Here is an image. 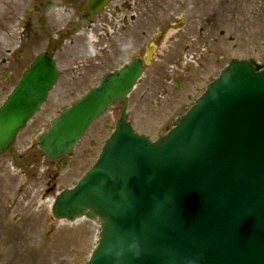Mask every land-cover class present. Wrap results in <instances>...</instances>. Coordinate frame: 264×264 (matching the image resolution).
<instances>
[{
  "label": "water",
  "instance_id": "95a60500",
  "mask_svg": "<svg viewBox=\"0 0 264 264\" xmlns=\"http://www.w3.org/2000/svg\"><path fill=\"white\" fill-rule=\"evenodd\" d=\"M106 0H103V4ZM91 0L88 12H99ZM151 51L145 57L149 62ZM233 60L165 136L137 134L124 113L93 167L53 203L56 218L101 225L86 264H264V69ZM143 72L140 58L64 108L39 137L71 151ZM59 72L41 54L0 106V154L40 111Z\"/></svg>",
  "mask_w": 264,
  "mask_h": 264
},
{
  "label": "rangeland",
  "instance_id": "374dc122",
  "mask_svg": "<svg viewBox=\"0 0 264 264\" xmlns=\"http://www.w3.org/2000/svg\"><path fill=\"white\" fill-rule=\"evenodd\" d=\"M217 1L208 9L189 10L188 17L203 16L204 26V20H214L216 13L221 18L218 24V52L211 42H206L209 44L207 52H210H206L204 60L199 62L200 54L196 47L200 38L199 27L192 25L189 28L186 42L179 34V25L186 21L182 0H154V26L151 30L155 29V33L167 32L163 33L159 42H155L153 36H139V48H135L137 45L134 44L129 50L131 53L119 61L126 62L135 54L143 55L147 44H155L152 64L147 67L126 104L113 105L108 113L90 126L72 150V162L60 171L54 191H49L52 185L47 181L48 172L54 171L53 162L43 156L36 145L29 146L25 159L27 171L21 177L20 169L13 167L17 161L12 160L9 154L0 156V264H85L97 244L100 224L87 218L75 222L59 221L53 216L52 204L62 189L73 185L95 162L122 110L126 107L127 121L132 123L136 132L156 139L170 130L173 121L194 104L228 61L253 58L264 63V0H235L234 6L227 5L226 0ZM88 34L76 39V50H80V45L90 44ZM200 39L203 45L205 40ZM32 44L35 46V43ZM5 45L0 42L2 55ZM166 45L168 51L161 48ZM187 53V68L183 72L178 64L184 65L183 57ZM190 54H194V58ZM2 60L1 56L0 105L11 89ZM60 65L64 75L33 119V127L28 126L19 137L29 138L26 142L34 141L30 139L31 135L37 136L42 132L53 117L82 97L104 76L99 74L95 80L93 76H87L84 69L76 68L77 71L72 72L76 69H72L71 65ZM76 79L79 83L73 85ZM19 142L20 146L23 145ZM43 174L45 180L40 178ZM37 249L42 250V260L37 259Z\"/></svg>",
  "mask_w": 264,
  "mask_h": 264
},
{
  "label": "flooded vegetation",
  "instance_id": "af4514ba",
  "mask_svg": "<svg viewBox=\"0 0 264 264\" xmlns=\"http://www.w3.org/2000/svg\"><path fill=\"white\" fill-rule=\"evenodd\" d=\"M90 1L0 0V42L6 44L4 55L0 54V57L2 56V64L7 68L5 77L11 82L10 90L17 85L26 68L39 53H49L55 59L60 71L59 79L65 73L60 64H65L71 65L72 69H84L87 76L91 75L96 80L99 74L105 75L119 67L123 63H119V61L131 53L129 50L134 44V46L137 45L135 48H139V36L144 38L153 36L154 41L159 42L164 36L163 33L167 32L164 30V32L155 33V29L151 30V27L154 26L152 20L154 18V0H106L104 5L103 0H98L100 11L86 18ZM226 1L229 6L235 4V0ZM216 2L218 1L182 0L186 21L179 25V34L185 40L192 25L199 27L200 38L205 40L201 45L199 38L196 46L200 54L199 62H202L210 52H207L209 44L206 42H211L218 52V46H220L218 24L221 23V18L219 13H216L214 20L209 18L204 20L206 25L204 26L203 16L188 17L189 10L191 8L197 11L208 9ZM141 27L142 30H140ZM87 32L90 44L80 45V50H76V39L84 37L83 35ZM223 35L222 31L221 36ZM230 38H228L229 41H232ZM29 43H31V47H28ZM32 43H35L36 47ZM161 48L168 51L169 47L166 45ZM31 51H33L32 56L30 55ZM1 52L2 50H0ZM206 52L207 54H205ZM77 69L72 72H76ZM81 80L84 79L81 78ZM77 83L79 82L76 79L73 85ZM28 126L33 127L32 122ZM23 131L18 134L11 148L3 154H9L13 158L12 160L17 161V165L13 162V167L20 169V177L27 171L25 170L27 167L25 159L29 146L36 145L38 147L36 136L31 135L30 139L34 141L29 140V142H26L29 138L26 139L25 136L19 138ZM19 141L23 145L20 146ZM38 151L43 155L40 149ZM51 161L54 171L48 172L47 176V181L52 185L49 187L50 192L55 189V181L59 178L64 163L72 162V155L69 154ZM40 178L45 180V174ZM36 256L37 259L42 260V250L37 249Z\"/></svg>",
  "mask_w": 264,
  "mask_h": 264
}]
</instances>
